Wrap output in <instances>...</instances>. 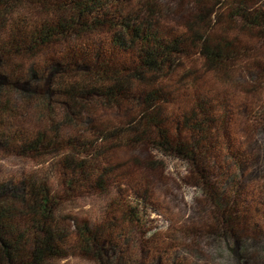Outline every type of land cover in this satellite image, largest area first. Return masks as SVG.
<instances>
[{"label":"trees","instance_id":"16d2710c","mask_svg":"<svg viewBox=\"0 0 264 264\" xmlns=\"http://www.w3.org/2000/svg\"><path fill=\"white\" fill-rule=\"evenodd\" d=\"M189 1L178 28L141 0H0V162L54 155L70 191L118 187L114 218L82 220L73 242L47 179L0 174V264H170L130 245L152 197L112 165L125 145L186 165L223 264L264 260V0Z\"/></svg>","mask_w":264,"mask_h":264},{"label":"rangeland","instance_id":"374dc122","mask_svg":"<svg viewBox=\"0 0 264 264\" xmlns=\"http://www.w3.org/2000/svg\"><path fill=\"white\" fill-rule=\"evenodd\" d=\"M141 1L156 5L159 13L161 11L159 16L163 17L161 21L173 27L183 28L190 17L197 13L189 0ZM245 39L250 40L249 36H245ZM102 117L104 121L116 122L121 116L118 111H108L102 113ZM27 121L32 125L31 118L23 115L17 123L21 125ZM107 154L113 166H122L118 175L124 172L133 183L141 182V187H146L152 197V207L147 210L150 234L143 237L138 235L141 241L130 243L135 247L136 258L145 261L160 258L170 264H180L182 261L186 262L184 264H223L214 256L216 246L203 236L212 220L199 211L200 194L184 163L165 156L149 145H125ZM58 159L54 155L44 159L8 156L0 162V174L5 179H16L23 175L47 179L55 195L61 198L57 211L58 225L75 242L76 226L82 220L99 225L106 219L114 218L116 213L110 212L114 208L111 201L117 196L118 187L113 182L104 194L70 191L61 184L62 170L56 165ZM152 208L157 209L156 212ZM188 247L190 253L186 250ZM51 264L94 263L80 255ZM260 264H264V260Z\"/></svg>","mask_w":264,"mask_h":264}]
</instances>
